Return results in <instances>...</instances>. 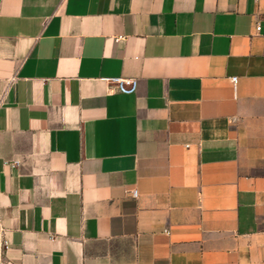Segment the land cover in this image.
Masks as SVG:
<instances>
[{"label":"crops","instance_id":"0c3cea01","mask_svg":"<svg viewBox=\"0 0 264 264\" xmlns=\"http://www.w3.org/2000/svg\"><path fill=\"white\" fill-rule=\"evenodd\" d=\"M0 228V264H264V0H0Z\"/></svg>","mask_w":264,"mask_h":264},{"label":"built area","instance_id":"2783aa9c","mask_svg":"<svg viewBox=\"0 0 264 264\" xmlns=\"http://www.w3.org/2000/svg\"><path fill=\"white\" fill-rule=\"evenodd\" d=\"M262 28L260 22L257 23L256 29L260 31ZM109 83L114 84L118 92L122 94H134L138 90L139 80L129 77H113L106 79ZM232 81L237 83V77H233ZM10 240L7 238L5 231L0 228V254L5 252L10 247Z\"/></svg>","mask_w":264,"mask_h":264}]
</instances>
